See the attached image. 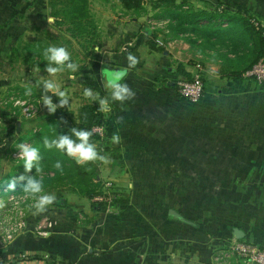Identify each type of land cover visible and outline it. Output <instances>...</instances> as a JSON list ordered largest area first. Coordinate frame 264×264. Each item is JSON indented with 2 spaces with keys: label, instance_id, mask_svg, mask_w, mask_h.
Masks as SVG:
<instances>
[{
  "label": "crops",
  "instance_id": "1",
  "mask_svg": "<svg viewBox=\"0 0 264 264\" xmlns=\"http://www.w3.org/2000/svg\"><path fill=\"white\" fill-rule=\"evenodd\" d=\"M220 1L250 12L264 27V0ZM190 2L195 8L214 7L205 0ZM158 11L147 5L142 16L115 21L95 59L106 64L97 71L92 60L81 79L86 88L110 98L102 69L126 68L129 53L139 60L125 78L136 95L123 104L112 102L104 112L105 139H92L110 158L106 165L99 162L95 181H113L116 200L109 207L71 189H58L48 210L32 209L17 219L21 227L12 238L0 236V258L23 253L53 257L57 264H246L234 250L237 243L264 249V193H251L224 217L194 223L183 211L190 200L188 182L172 170L227 169L229 174L216 177L219 182L264 185V86L244 75L248 63L228 48L171 38L169 20ZM9 12L5 6L0 24ZM141 24L159 32L143 31ZM151 40L162 50L151 48ZM12 51L13 34L3 35L0 28L1 57ZM179 65L202 77L205 93L199 102L176 93ZM232 72L242 74L228 76ZM115 135L119 143L112 142ZM172 210L183 219L175 218Z\"/></svg>",
  "mask_w": 264,
  "mask_h": 264
},
{
  "label": "rangeland",
  "instance_id": "2",
  "mask_svg": "<svg viewBox=\"0 0 264 264\" xmlns=\"http://www.w3.org/2000/svg\"><path fill=\"white\" fill-rule=\"evenodd\" d=\"M21 1L0 0V13H4L5 6L11 10L7 15V20L0 24V28L3 30V35L8 34L9 31L13 34L12 53L7 58L0 55V61L4 62V64L0 62V173L2 176L6 175L15 160L19 159L17 145L32 144L31 141L22 142L21 139L49 128L54 118V113H50L41 104L42 102L36 103L33 98L16 97L17 94L11 93L9 88L18 84L33 85L38 81L54 80L68 97L69 104L65 109L67 117L79 126L76 118L77 109L90 100L83 94L86 89L81 81L84 70L92 60L97 71H100L101 67L106 64L97 62L95 59L99 51L106 47L109 35H112L115 29V21L126 17L131 21L133 17L142 16V14L132 15L124 12L117 0H88L85 5L86 14L81 18L83 27L80 29L74 23H70L71 13L64 4L53 8L49 0H44V4L39 0H29L26 4H21ZM205 1L212 5L219 2V0ZM2 2L4 7L1 5ZM55 10L58 11L56 16L53 14ZM113 16L115 18L114 20L111 18V21L110 17ZM49 18H51V23L48 21ZM253 18L256 20V17ZM56 21L59 24H54ZM120 25H124L126 29L131 27V24L130 26L129 24ZM163 26L160 25V27ZM141 29L149 30V32L156 30L149 29L147 25L142 24ZM156 31L159 32V28ZM156 42L159 43V41ZM49 46L65 47L71 53L72 61L79 65L78 70L73 73L65 68L55 76L49 75L46 71L47 61L44 57V50ZM175 90L177 93L176 88ZM17 101L21 103L17 105ZM172 170L175 174L183 173L184 180L188 182L190 200L188 209L186 210V205H184L183 211L194 223L209 222L215 215L218 218L224 217L234 208L233 206L239 205L251 193H254V197L259 196L261 192L264 193L263 184L219 182V178L216 177H220L222 172L229 174L227 169L177 168ZM61 188L72 189L74 186L66 181ZM57 190L47 188L44 191L52 194ZM7 198H9V206L0 213V236L3 235V238L10 228L19 223L17 219H23L28 212L34 209L33 198L25 197L23 193L17 195L16 190L10 192ZM2 202L0 197V204ZM11 202L16 208L13 212L14 207L12 208Z\"/></svg>",
  "mask_w": 264,
  "mask_h": 264
},
{
  "label": "trees",
  "instance_id": "3",
  "mask_svg": "<svg viewBox=\"0 0 264 264\" xmlns=\"http://www.w3.org/2000/svg\"><path fill=\"white\" fill-rule=\"evenodd\" d=\"M88 0H49V4L56 5L64 4L69 13H71L70 23L82 29V17L85 16V5ZM123 9L132 11L134 14L140 15L147 12V5L150 4L153 9H158L157 15L160 18L169 20L167 27L168 35L171 38H188L193 42L201 40L202 44L209 48H228L229 52L237 55V59L247 62L244 72L252 68L258 61L264 59V27L257 23V18L236 6L219 2L214 5L211 10L203 8H195L191 5L190 0H119ZM72 4V6H71ZM53 13L55 16L58 11ZM54 24H59L54 22ZM151 48L156 49L157 44L151 40ZM162 50L161 47L158 48ZM228 62L232 61L229 56H225ZM179 77L192 79L193 74L188 72L184 66H178ZM242 74L232 72L228 76L235 78L240 77ZM43 81L37 82L33 85H15L9 88L11 93H16V97L34 99L36 103L42 102V96L45 95L43 90ZM174 88L176 86L174 85ZM47 95H52L47 93ZM53 101L59 103V98L53 96ZM44 106V105H43ZM47 108L46 106H44ZM68 107L58 108L54 113L52 119V126L43 129L38 133L24 137L23 141H31V146L38 147L41 153V161L39 162L40 171L36 173L33 168L31 173H25L22 161L15 160L6 175L0 179V197L3 202L0 204V213L7 209L9 206L8 195L10 191L7 189V183L14 177L20 175H37L42 178L44 190L50 188L52 190L62 189L61 185L69 181L74 188L71 190L76 191L90 199L96 195L103 194L106 191L105 182H96L95 177L99 172V161L90 162L86 165H79L74 159L67 157L56 149L48 150L44 147L43 139L55 138L59 133L70 132V129L82 128L89 130L93 133L92 139L102 141L103 136L94 131L95 127H105V115L100 111V106L97 102L89 100L87 103L81 105L77 109L76 118L79 126L75 125L70 118L67 117L65 109ZM107 134V131L105 135ZM60 161L63 166V173L61 174L54 165ZM23 193L22 189L18 186L16 194ZM24 194V193H23ZM11 205V204H10ZM12 206V205H11ZM11 208V207H10ZM1 253V252H0ZM23 253L15 255L11 259L0 258V264H19L24 261L22 258ZM28 261L36 262L37 264H57L53 257L46 259L38 255H27Z\"/></svg>",
  "mask_w": 264,
  "mask_h": 264
},
{
  "label": "clouds",
  "instance_id": "4",
  "mask_svg": "<svg viewBox=\"0 0 264 264\" xmlns=\"http://www.w3.org/2000/svg\"><path fill=\"white\" fill-rule=\"evenodd\" d=\"M51 23V18L48 19ZM44 57L47 61L46 71L51 76H55L65 68L75 73L79 65L72 61L71 53L63 46H49L44 50ZM127 67L122 69H102L104 77V86L110 92L109 97H101L99 93H94L91 88L84 90V96L92 101H95L100 106V111L106 112L112 102H120L123 104L126 101L132 100L136 95L135 92L125 82L128 76L129 69H133L139 63L138 58L129 53L127 55ZM35 71V70H34ZM38 84L40 81L37 82ZM43 90L45 95L42 96L43 105L47 107L50 113H55L58 108H63L69 104L68 97L65 91L60 90L59 85L54 80H43ZM51 93L52 95H47ZM53 96L59 98V103L53 101ZM21 102L17 101V105ZM93 133L82 128H71L70 132L59 133L55 138L43 139L44 147L48 150L56 149L67 157L74 159L81 166L90 162H101L108 164L110 158L107 155L101 154L98 150V145L92 140ZM113 143H119L120 137L115 135L112 137ZM19 150V160L22 161L25 173H31L33 168L36 173H39L41 161L40 149L25 143L17 145ZM54 167L63 173V166L60 161H57ZM20 187L25 197H31L34 200V209L37 213H42L48 210L49 206L56 202V195L49 194L44 191L43 180L37 175H20L14 177L7 183V189L10 192H15L17 187Z\"/></svg>",
  "mask_w": 264,
  "mask_h": 264
},
{
  "label": "built area",
  "instance_id": "5",
  "mask_svg": "<svg viewBox=\"0 0 264 264\" xmlns=\"http://www.w3.org/2000/svg\"><path fill=\"white\" fill-rule=\"evenodd\" d=\"M244 75L248 78L254 79L258 84L264 86V59L258 61L252 68L247 70ZM174 85L176 86L178 96L188 100L191 103L199 102L205 93V83L200 74L194 75L192 79L178 77ZM94 129L97 130L101 136H104L103 132L105 131L103 126H99ZM105 188L106 191L103 194L96 195L93 200L96 203H106L110 207L117 198L114 182H105ZM11 204L13 208V202H11ZM15 210L16 208L14 207L12 212ZM20 227L21 225L18 223L17 225L10 228L5 234L4 239L12 238L13 234L16 233ZM234 250L236 254L243 261H245L246 264H264V249L256 244L240 242L235 245ZM22 258L27 260V254H23ZM19 264H22V262ZM23 264L30 263L23 262Z\"/></svg>",
  "mask_w": 264,
  "mask_h": 264
},
{
  "label": "water",
  "instance_id": "6",
  "mask_svg": "<svg viewBox=\"0 0 264 264\" xmlns=\"http://www.w3.org/2000/svg\"><path fill=\"white\" fill-rule=\"evenodd\" d=\"M171 214L175 217V218H179V219H183L176 211L172 210ZM235 234L237 236H243V232L240 229H235Z\"/></svg>",
  "mask_w": 264,
  "mask_h": 264
}]
</instances>
